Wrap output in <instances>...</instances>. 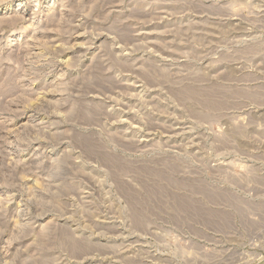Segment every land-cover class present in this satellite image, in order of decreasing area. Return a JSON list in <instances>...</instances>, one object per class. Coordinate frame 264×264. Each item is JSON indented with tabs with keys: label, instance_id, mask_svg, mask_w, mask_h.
Returning <instances> with one entry per match:
<instances>
[{
	"label": "rangeland",
	"instance_id": "rangeland-1",
	"mask_svg": "<svg viewBox=\"0 0 264 264\" xmlns=\"http://www.w3.org/2000/svg\"><path fill=\"white\" fill-rule=\"evenodd\" d=\"M0 264H264V0H0Z\"/></svg>",
	"mask_w": 264,
	"mask_h": 264
}]
</instances>
